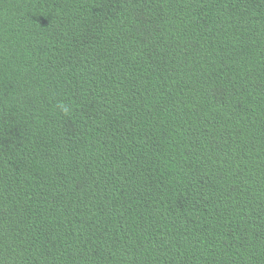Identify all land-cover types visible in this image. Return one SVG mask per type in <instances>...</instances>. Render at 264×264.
<instances>
[{
    "label": "trees",
    "instance_id": "1",
    "mask_svg": "<svg viewBox=\"0 0 264 264\" xmlns=\"http://www.w3.org/2000/svg\"><path fill=\"white\" fill-rule=\"evenodd\" d=\"M0 264H264V0H0Z\"/></svg>",
    "mask_w": 264,
    "mask_h": 264
}]
</instances>
